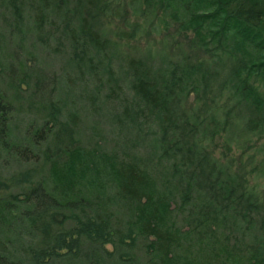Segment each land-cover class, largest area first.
Returning a JSON list of instances; mask_svg holds the SVG:
<instances>
[{
    "label": "trees",
    "instance_id": "obj_1",
    "mask_svg": "<svg viewBox=\"0 0 264 264\" xmlns=\"http://www.w3.org/2000/svg\"><path fill=\"white\" fill-rule=\"evenodd\" d=\"M144 35L171 55H127L116 41ZM39 49L59 60V78ZM18 112L38 119L21 140ZM256 135L264 0H0V264H24L6 251L17 223L39 246L62 235L76 249L112 245L120 264H264L251 163L215 145ZM12 164L27 167L4 175ZM72 166L92 167L90 178Z\"/></svg>",
    "mask_w": 264,
    "mask_h": 264
},
{
    "label": "rangeland",
    "instance_id": "obj_2",
    "mask_svg": "<svg viewBox=\"0 0 264 264\" xmlns=\"http://www.w3.org/2000/svg\"><path fill=\"white\" fill-rule=\"evenodd\" d=\"M121 26L119 22L112 23L108 28L110 35L113 36L114 31ZM116 41L121 44V52L127 55L149 57L150 53L157 55V51H164L166 57L171 55L170 50L164 47L162 43L163 38L160 35H144L141 39L131 42H123L118 39H116ZM36 56L39 58L38 64L42 63V65H39L46 73L59 78L58 75L62 72L60 71L61 65L59 60H54V56L50 55L47 50L43 52V50L39 49V54L37 53ZM152 58L151 56L149 57V59ZM158 60L160 59L156 57L155 62L157 65L160 63ZM78 93L81 94L82 91L79 90ZM79 102L78 107L82 109L84 118L88 119L85 130L89 131L88 136H91L90 130L94 126L89 124L90 111L88 110L87 101L85 98H82ZM112 109L111 107V110ZM37 120L38 119L34 117L33 114H27L26 112L16 113L12 125L13 138L17 140L23 139L27 128L32 123L37 122ZM96 138L97 140H105L102 142H106L109 148L114 147L117 141V137L115 136L106 138L104 135L99 136V134H96ZM229 141L232 142L230 151L228 149ZM215 143L218 155L226 152V155L230 157L233 156L239 163H251V166L248 168L249 172H251L249 175V184L256 187L257 191L264 196V135L251 136L249 141H244L242 139L238 142L219 137L216 139ZM26 167V165L12 164L8 168L1 167V171L4 175L10 176ZM91 168H81L78 166V168L75 169L73 166L71 167L72 170H78L79 176L85 180L90 178L91 174H84L82 171H88ZM17 226V234L11 238V242L6 247V251L10 258L21 261L24 264H120L122 261L120 259L124 252L121 249L114 250L112 245L99 247L86 244L76 249L75 246L70 243V238L63 237V235L56 239L51 246H39L37 237L31 234L25 226H20V223H17ZM72 227L73 225H69L67 228ZM140 248L141 245H138L135 253L140 254L142 252ZM118 257H120V259Z\"/></svg>",
    "mask_w": 264,
    "mask_h": 264
}]
</instances>
